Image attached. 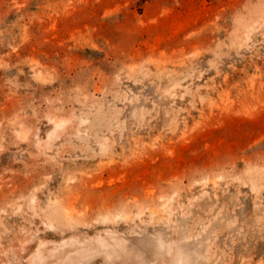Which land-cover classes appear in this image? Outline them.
Returning <instances> with one entry per match:
<instances>
[{
  "label": "rangeland",
  "instance_id": "374dc122",
  "mask_svg": "<svg viewBox=\"0 0 264 264\" xmlns=\"http://www.w3.org/2000/svg\"><path fill=\"white\" fill-rule=\"evenodd\" d=\"M0 264H264V0H0Z\"/></svg>",
  "mask_w": 264,
  "mask_h": 264
}]
</instances>
